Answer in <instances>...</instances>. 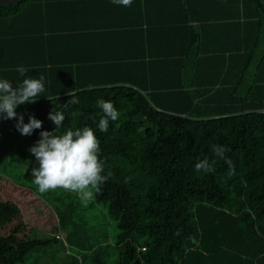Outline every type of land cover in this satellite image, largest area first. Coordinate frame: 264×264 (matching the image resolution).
<instances>
[{
  "label": "trees",
  "instance_id": "obj_1",
  "mask_svg": "<svg viewBox=\"0 0 264 264\" xmlns=\"http://www.w3.org/2000/svg\"><path fill=\"white\" fill-rule=\"evenodd\" d=\"M52 1L0 6V79L16 88L24 78L16 71L20 66L29 69L28 76L45 77L41 96L16 108L24 123L34 116L42 127L21 135L16 119L0 116V133L6 130L35 143L42 131L56 134L57 126L48 119L53 109L65 115L58 133L85 125L93 129L103 174L111 172L94 199L106 203L117 220L118 264H264V51H258L264 39V0H192L196 13L212 10L204 16L193 15L191 0H153L172 8L178 4L183 16L158 21V26L166 27L167 34L173 25L187 28L195 51L185 61L170 55L158 64V81L175 73L185 77L191 70L188 84L158 82L150 89L81 87L73 76L71 83L57 85V63L46 52L53 31L45 9ZM139 1L145 10L147 0ZM222 22L232 31L236 22L240 45L226 47L228 56L221 52L213 58L201 48L202 28L213 24L211 31H218ZM140 23L149 25L144 17ZM69 92L79 103L64 107L73 98ZM98 100H111L119 112L107 132L97 127L103 115ZM214 145L229 149L225 155L233 171L215 156ZM205 158L216 161L214 171H196L195 164ZM38 166L30 154L27 180L33 182L31 172ZM63 224L59 209L39 193L0 176V264L32 263V249L51 240L32 237L33 230L57 241L53 233ZM141 235L149 240L136 244ZM96 261L106 264L100 257Z\"/></svg>",
  "mask_w": 264,
  "mask_h": 264
},
{
  "label": "crops",
  "instance_id": "obj_2",
  "mask_svg": "<svg viewBox=\"0 0 264 264\" xmlns=\"http://www.w3.org/2000/svg\"><path fill=\"white\" fill-rule=\"evenodd\" d=\"M190 7L193 15L212 13L208 9L205 14L202 10L196 13L192 0ZM45 14L48 27L53 31L48 35L46 52L51 61L57 63L54 71L57 85L71 83L72 76L81 87L132 85L150 89L151 84L158 87V82L189 83L191 70L185 77L175 73L158 81V64L165 57L175 55L185 61L195 51V47L188 44L187 28L173 25L167 34L166 27L158 26V21L183 16L178 4L172 8L170 3L147 0L145 10H142L139 0H133L130 7L115 5L112 0H53L47 5ZM142 17L149 25L140 23ZM212 25L206 24L202 28L201 48L213 58L221 52L224 56L230 55L224 49L240 45L236 22L233 31L226 22L215 27L218 31H211ZM193 26L197 24L193 23ZM258 51H264V39ZM215 105H222L220 99Z\"/></svg>",
  "mask_w": 264,
  "mask_h": 264
},
{
  "label": "clouds",
  "instance_id": "obj_3",
  "mask_svg": "<svg viewBox=\"0 0 264 264\" xmlns=\"http://www.w3.org/2000/svg\"><path fill=\"white\" fill-rule=\"evenodd\" d=\"M118 6L130 7L133 0H112ZM21 77H24L13 88L8 79H0V116L4 119H16V128L21 135H31L34 129H40L42 122L34 116H29L28 122L24 123L22 114L18 115L16 108L25 103H33L45 91V77L38 78L28 76L29 69L20 66L16 69ZM73 97L68 104L76 105L79 100L75 98L74 92H69ZM97 104L103 115L98 122L100 132H107L110 121L119 118V112L111 100H98ZM81 115V113H74ZM48 119L56 127V134L48 131L40 132V139L30 147L29 151L38 162V167L32 169L33 183L38 187L40 193L50 190L63 189L77 193L80 199L87 204L101 191V187L111 177V172L104 173V163L100 159V142L93 131L87 125L82 128H69L63 133H58V129L65 120L63 111L53 109L48 114ZM229 149L225 146L214 145L215 156L223 160L228 165L230 171L234 170L233 162L225 153ZM215 160L209 162L207 158L195 164L196 171L210 173L214 171Z\"/></svg>",
  "mask_w": 264,
  "mask_h": 264
},
{
  "label": "rangeland",
  "instance_id": "obj_4",
  "mask_svg": "<svg viewBox=\"0 0 264 264\" xmlns=\"http://www.w3.org/2000/svg\"><path fill=\"white\" fill-rule=\"evenodd\" d=\"M35 144L6 130L0 133V176H7L39 193L47 203L59 209L65 222L54 231L65 237L63 241H55L51 234L33 230L32 237L51 240L46 246L32 249L30 264H97V257L106 264H118L117 220L108 212L106 203L93 198L85 204L77 193L63 189L40 193L38 187L25 178L28 158L32 154L29 149ZM148 240L146 235L135 238L136 244H145Z\"/></svg>",
  "mask_w": 264,
  "mask_h": 264
},
{
  "label": "water",
  "instance_id": "obj_5",
  "mask_svg": "<svg viewBox=\"0 0 264 264\" xmlns=\"http://www.w3.org/2000/svg\"><path fill=\"white\" fill-rule=\"evenodd\" d=\"M20 1H22V0H0V6L1 5L13 4V3L20 2Z\"/></svg>",
  "mask_w": 264,
  "mask_h": 264
},
{
  "label": "built area",
  "instance_id": "obj_6",
  "mask_svg": "<svg viewBox=\"0 0 264 264\" xmlns=\"http://www.w3.org/2000/svg\"><path fill=\"white\" fill-rule=\"evenodd\" d=\"M53 235H54V237H55L56 239H59V240H61V241L64 240V237H63L60 233L54 232ZM141 249L144 250L145 247H142Z\"/></svg>",
  "mask_w": 264,
  "mask_h": 264
}]
</instances>
